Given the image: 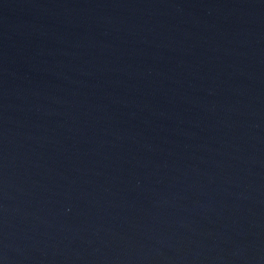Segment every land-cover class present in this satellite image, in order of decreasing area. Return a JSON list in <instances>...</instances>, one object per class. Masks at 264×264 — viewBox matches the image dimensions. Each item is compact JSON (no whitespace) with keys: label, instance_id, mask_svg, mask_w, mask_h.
<instances>
[{"label":"water","instance_id":"1","mask_svg":"<svg viewBox=\"0 0 264 264\" xmlns=\"http://www.w3.org/2000/svg\"><path fill=\"white\" fill-rule=\"evenodd\" d=\"M0 264H264V0H0Z\"/></svg>","mask_w":264,"mask_h":264}]
</instances>
